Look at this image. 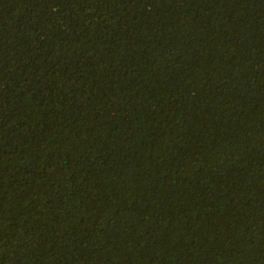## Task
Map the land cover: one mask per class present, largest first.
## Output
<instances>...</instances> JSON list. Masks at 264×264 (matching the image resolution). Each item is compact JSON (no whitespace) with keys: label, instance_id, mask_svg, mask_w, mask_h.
<instances>
[{"label":"trees","instance_id":"trees-1","mask_svg":"<svg viewBox=\"0 0 264 264\" xmlns=\"http://www.w3.org/2000/svg\"><path fill=\"white\" fill-rule=\"evenodd\" d=\"M0 264H264V0H0Z\"/></svg>","mask_w":264,"mask_h":264}]
</instances>
